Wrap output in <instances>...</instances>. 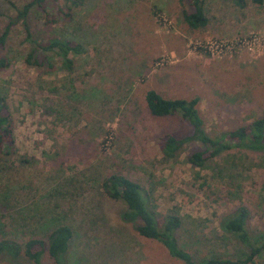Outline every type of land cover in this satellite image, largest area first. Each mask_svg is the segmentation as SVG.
<instances>
[{
  "label": "rangeland",
  "instance_id": "rangeland-1",
  "mask_svg": "<svg viewBox=\"0 0 264 264\" xmlns=\"http://www.w3.org/2000/svg\"><path fill=\"white\" fill-rule=\"evenodd\" d=\"M10 1L20 7L29 0ZM188 3L82 0L70 6L68 17L64 0L32 9L33 39L62 37L81 45L80 55H69L70 75L25 66V34L19 23L10 28L0 51L9 60L0 70V95L12 120L17 157L0 163V185L9 187L0 198L1 237L43 240L61 224L72 232L63 264H180L119 219L123 206L100 189L112 173L149 193L159 216L176 212L183 229H196L180 240L196 260H231L247 250L220 229L239 204L249 211V233L264 237L263 152L231 148L204 169L185 162L198 144H185L173 161H162L159 153V136L189 128L174 117H150L143 101L147 90L166 99L197 97L210 137L264 112V3L238 9L227 0H206L208 24L200 30L182 23ZM0 12L1 34L13 11L0 0ZM252 36L258 43L251 51L211 57L193 49L198 42ZM19 155L31 163L19 164ZM0 264L33 263L0 258ZM39 264H52L45 251ZM254 264H264V248Z\"/></svg>",
  "mask_w": 264,
  "mask_h": 264
},
{
  "label": "trees",
  "instance_id": "trees-1",
  "mask_svg": "<svg viewBox=\"0 0 264 264\" xmlns=\"http://www.w3.org/2000/svg\"><path fill=\"white\" fill-rule=\"evenodd\" d=\"M52 1L54 0H29L17 7L10 0H2L13 11V15L7 18V23L0 34V51L5 48L10 28L19 23L25 34V42L28 44L27 53L22 58V63L27 67L41 69L47 75L56 74V70L70 75L73 72V61L69 55H80L82 53L81 45L62 37H48L43 42H38L32 38L29 28L28 15L32 9L43 10ZM64 1L68 3L64 14L67 17L71 10L70 6L78 7L82 3V0ZM227 1L238 9H243L247 2L256 8H260L264 3V0ZM205 3L206 0H189L188 10L182 9L181 20L187 29L200 30L208 24ZM8 65L7 56L0 55V70ZM90 90L95 91L92 88ZM47 91L52 92L54 89L49 88ZM94 95L95 93L92 94V97ZM143 101L150 117L154 119L174 117L189 128L187 133L171 132L158 137L157 145L162 161H173L183 146L190 143L198 144V147L196 146L186 154L185 162L191 167L199 169H204L209 162L231 148L264 153V112L260 118L210 137L204 131V121L196 109L197 97L166 99L153 90H147L143 94ZM53 111L56 112L54 109ZM16 157L17 150L14 143L12 120L6 99L0 95V163L5 164ZM31 161L24 155L18 157V163L21 165H29ZM8 188L5 184L0 185V196L4 192L8 193ZM100 189L107 199L119 202L123 206V211L119 215V219L123 223L129 224L138 237L161 245L169 257L180 264H254V259L259 255L261 248H264V242H262L264 237L262 235L253 236L249 233V211L247 207L239 204L223 217L220 229L247 250L239 252L238 256L231 260L224 258L196 260L180 241L193 236L196 229L192 227L183 229L182 220L176 212L159 216L149 193L138 183L120 174L112 173L103 178ZM191 223H195V221L188 222V225ZM43 236L45 237L43 240L29 236L21 241L0 236V258L11 261L19 258L39 264L41 255L45 251L52 264H63V256L67 253L72 237L71 229L66 225L59 224Z\"/></svg>",
  "mask_w": 264,
  "mask_h": 264
},
{
  "label": "built area",
  "instance_id": "built-area-1",
  "mask_svg": "<svg viewBox=\"0 0 264 264\" xmlns=\"http://www.w3.org/2000/svg\"><path fill=\"white\" fill-rule=\"evenodd\" d=\"M258 43V40L252 36L248 38H236L235 40L223 41V40H214L206 42H198L196 47L193 46V49H198L199 51L205 52L209 56H221L225 54H231L237 52L241 48L246 50L252 49ZM196 50V51H198ZM163 60H161L162 62ZM160 63H156L160 65Z\"/></svg>",
  "mask_w": 264,
  "mask_h": 264
}]
</instances>
